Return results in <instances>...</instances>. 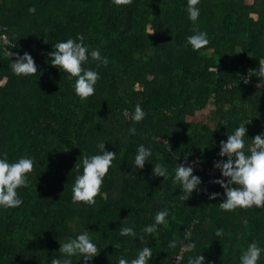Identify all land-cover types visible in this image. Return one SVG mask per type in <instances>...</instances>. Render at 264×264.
<instances>
[{"label":"trees","instance_id":"obj_1","mask_svg":"<svg viewBox=\"0 0 264 264\" xmlns=\"http://www.w3.org/2000/svg\"><path fill=\"white\" fill-rule=\"evenodd\" d=\"M197 7L194 24L187 0H133L130 6L112 0H0V24L15 46L0 42V158L34 161L29 186L17 189L22 205L0 207V264H51L64 258L60 244L85 229L101 250L88 264H119L121 257L130 262L144 247L153 253L149 264H188L201 254L205 264H241L251 243L264 249V208L221 210L223 188L205 185L196 172L201 190L184 201L174 180L185 158L204 167L226 159L218 155L220 142L242 123L248 155L251 139L264 132V78L252 73L248 84L242 79L264 62V0H200ZM194 27L210 40L199 51L187 44ZM68 39L82 40L109 59L106 67L97 68L91 58L83 65L100 76L86 100L75 93L76 78L51 64L53 46ZM5 51L28 52L37 74L15 75V57ZM137 104L146 115L134 123ZM100 142L116 152L101 194L91 206L73 203L83 158L100 154ZM140 145L152 151L143 169L134 164ZM156 163L168 169L165 178L152 175ZM211 193L221 196L209 200ZM161 210L169 213L166 223L144 234ZM121 227H132L137 237L121 236ZM186 230L190 240H184ZM173 240L177 247H168ZM182 240L196 248L181 252ZM71 259L84 264L79 255ZM258 264H264V252Z\"/></svg>","mask_w":264,"mask_h":264},{"label":"clouds","instance_id":"obj_2","mask_svg":"<svg viewBox=\"0 0 264 264\" xmlns=\"http://www.w3.org/2000/svg\"><path fill=\"white\" fill-rule=\"evenodd\" d=\"M118 6H130L133 0H112ZM200 0H187V12L190 21L194 24L200 15L197 7ZM30 13H35V7L29 8ZM193 35L187 37V44L191 45L194 51H199L207 47L210 43L208 34L202 32L198 27L193 28ZM12 49L15 46L10 41H6ZM54 51L49 53L52 67L63 70L68 74V78L75 79V93L80 99L86 100L95 94V85L100 79L99 73L96 70L85 68L83 65L92 61L97 62V68L101 65L107 66L109 59L102 56L98 49L89 51L82 40L77 42L74 39H68L64 42H58L54 46ZM6 57H15L11 63L12 71L17 76L36 75L38 68L33 57L24 52L21 56L18 53L5 51ZM258 70H249L247 76L242 77L243 83L248 84L252 73H256L258 78H264V62H259ZM127 116L128 113L125 112ZM146 113L141 106L137 104L135 111L130 118L134 123L141 122ZM251 123V122H250ZM248 123V124H250ZM129 132L135 135V127H131ZM248 129L245 124H241L235 129L234 133L227 136V141L220 142L219 157L220 159L214 162L213 167L221 173L220 179H214L213 184L223 188L224 199L219 203V207L223 211L231 212L237 208L248 209L255 206L256 208H264V132L257 134L252 140V145L249 149L250 155L245 153L244 137ZM168 146V151H171L169 142L164 140ZM100 154L91 157L84 156L82 165L83 173L77 175L72 188V202H83L89 206L96 203L95 198L101 194V189L104 182V177L108 174L112 166V162L116 158V152L107 151L105 142H100L97 145ZM152 156L150 148L140 145L135 156V167L143 169L149 157ZM198 161L189 162L187 158L177 164L175 169V182L182 185L183 194L181 198L188 200L194 190L200 191L199 186L202 184L200 177L194 175V167ZM79 170V165L75 166ZM34 171V161L31 158L22 156L18 161L9 163L7 158H0V207L5 209L18 208L23 201L18 195L17 189L27 188L29 186L28 176ZM154 177L165 178L168 175V169L162 163L154 164L152 169ZM206 193V189H203ZM221 196V193H211L208 195L209 200H216ZM169 215L167 210H161L155 214V223L143 228L144 234H152L158 231V225L166 223V217ZM121 236L137 237V233L132 227H121ZM217 236L223 235V229L216 231ZM141 241L144 236H139ZM191 239V231H185L184 240ZM177 241L173 240L168 247L176 248ZM181 252H191L196 248L195 243L185 244L184 241H179ZM100 249L92 242L89 231H85L78 235L75 239H70L68 242L60 244L59 252L64 258H53L51 264H72L71 257L79 255L83 257L84 264H88L94 257L99 255ZM264 249L256 243H251L246 251L240 256L241 264H258L261 253ZM152 250L149 247H144L138 252V256L130 262L123 257L119 259V264H149L152 258ZM188 264H205V257L201 254L196 257H190ZM211 264V262H209Z\"/></svg>","mask_w":264,"mask_h":264},{"label":"built area","instance_id":"obj_3","mask_svg":"<svg viewBox=\"0 0 264 264\" xmlns=\"http://www.w3.org/2000/svg\"><path fill=\"white\" fill-rule=\"evenodd\" d=\"M6 41H8L7 33L5 31V28L0 24V42H2L4 45H8ZM191 161H195V160H190L189 162ZM194 172L203 175L204 180H205L204 181L205 185L207 186H211L213 184L212 181L216 179L217 176H220L221 174L220 171L218 169H215L213 166L204 167L200 163H197L195 165ZM178 259H180V257Z\"/></svg>","mask_w":264,"mask_h":264}]
</instances>
